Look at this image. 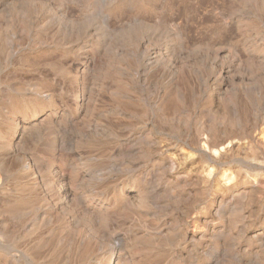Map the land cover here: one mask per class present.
<instances>
[{"label":"rangeland","instance_id":"1","mask_svg":"<svg viewBox=\"0 0 264 264\" xmlns=\"http://www.w3.org/2000/svg\"><path fill=\"white\" fill-rule=\"evenodd\" d=\"M0 264H264V0H0Z\"/></svg>","mask_w":264,"mask_h":264},{"label":"bare ground","instance_id":"2","mask_svg":"<svg viewBox=\"0 0 264 264\" xmlns=\"http://www.w3.org/2000/svg\"><path fill=\"white\" fill-rule=\"evenodd\" d=\"M223 154V153H222Z\"/></svg>","mask_w":264,"mask_h":264}]
</instances>
